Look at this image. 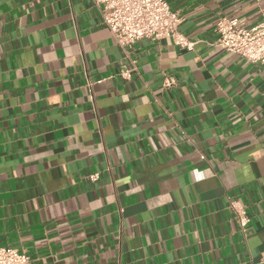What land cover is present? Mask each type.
Returning <instances> with one entry per match:
<instances>
[{
    "label": "crops",
    "instance_id": "0c3cea01",
    "mask_svg": "<svg viewBox=\"0 0 264 264\" xmlns=\"http://www.w3.org/2000/svg\"><path fill=\"white\" fill-rule=\"evenodd\" d=\"M167 1L191 49L122 47L93 0H0V245L29 264H260L264 64L213 41L264 0Z\"/></svg>",
    "mask_w": 264,
    "mask_h": 264
},
{
    "label": "built area",
    "instance_id": "2783aa9c",
    "mask_svg": "<svg viewBox=\"0 0 264 264\" xmlns=\"http://www.w3.org/2000/svg\"><path fill=\"white\" fill-rule=\"evenodd\" d=\"M102 11L103 21L122 47H130L137 41L148 38L158 40L172 38L177 44L192 48L194 42L178 27L179 14L167 0H93ZM217 33L213 44L238 53L243 58L264 64V20L254 26H246L237 17L222 16L217 20ZM125 77H130V70L125 69ZM175 83L174 77L165 75V85ZM98 174L91 178L98 179ZM231 208L243 228L250 218L247 209L231 201ZM30 256L11 246L0 245V264H29ZM264 264V250L260 260Z\"/></svg>",
    "mask_w": 264,
    "mask_h": 264
}]
</instances>
